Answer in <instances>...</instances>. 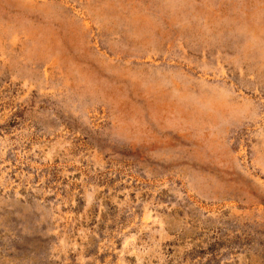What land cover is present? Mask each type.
Wrapping results in <instances>:
<instances>
[{
  "label": "rangeland",
  "instance_id": "1",
  "mask_svg": "<svg viewBox=\"0 0 264 264\" xmlns=\"http://www.w3.org/2000/svg\"><path fill=\"white\" fill-rule=\"evenodd\" d=\"M0 264H264V0H0Z\"/></svg>",
  "mask_w": 264,
  "mask_h": 264
},
{
  "label": "clouds",
  "instance_id": "2",
  "mask_svg": "<svg viewBox=\"0 0 264 264\" xmlns=\"http://www.w3.org/2000/svg\"><path fill=\"white\" fill-rule=\"evenodd\" d=\"M197 103H198V101H197ZM201 107H205V105H201ZM231 115H233V113H229V117H230ZM229 117H221V119H227V118H229Z\"/></svg>",
  "mask_w": 264,
  "mask_h": 264
}]
</instances>
